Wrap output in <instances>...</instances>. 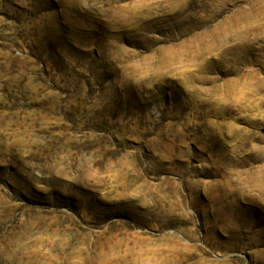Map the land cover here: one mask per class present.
<instances>
[{"label": "rangeland", "instance_id": "obj_1", "mask_svg": "<svg viewBox=\"0 0 264 264\" xmlns=\"http://www.w3.org/2000/svg\"><path fill=\"white\" fill-rule=\"evenodd\" d=\"M0 264H264V0H0Z\"/></svg>", "mask_w": 264, "mask_h": 264}]
</instances>
